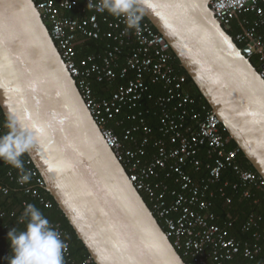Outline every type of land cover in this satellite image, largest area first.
Returning a JSON list of instances; mask_svg holds the SVG:
<instances>
[{"label":"water","instance_id":"1","mask_svg":"<svg viewBox=\"0 0 264 264\" xmlns=\"http://www.w3.org/2000/svg\"><path fill=\"white\" fill-rule=\"evenodd\" d=\"M210 0H141L264 179V78ZM0 108L43 128L27 153L96 264H186L107 144L34 0H0Z\"/></svg>","mask_w":264,"mask_h":264},{"label":"built area","instance_id":"2","mask_svg":"<svg viewBox=\"0 0 264 264\" xmlns=\"http://www.w3.org/2000/svg\"><path fill=\"white\" fill-rule=\"evenodd\" d=\"M35 3L107 144L136 189L147 196L153 214L162 220L174 247L188 260L186 264H246L239 261L240 257L247 260L260 253L259 242L264 236L256 231L252 240L238 238L231 232V221H218L212 199L217 194L226 196L227 188L250 197L253 191L264 190V179L237 161L241 149L229 148L231 136L221 119L188 90V78L176 67L177 56L170 43L145 13L141 11L138 29H128L123 17L89 8L88 0ZM209 5L224 27L230 28L234 19L241 17L242 30L233 38L248 50L249 57H257V69L264 78V0H210ZM80 36L107 39L105 54L99 60L95 56L79 58ZM129 46L131 52L122 63L120 55ZM118 76L127 78V82L111 98L95 96L94 81H113ZM152 84L162 87L156 97L149 93ZM147 95L148 100H153L147 112L152 110L159 118L158 132L148 124L142 111ZM124 107L140 110L132 116L137 123L124 130L123 139L108 122ZM4 133L0 122V135ZM22 160L31 173V180L23 185L17 182L18 170L5 163L10 181L34 200L22 203L19 216L29 203L41 211L53 208V201L43 193L46 181L33 160ZM189 168L195 173L200 174L203 169L205 172L195 177ZM232 175L237 178L235 182ZM1 190L9 193L8 188ZM226 203L231 204L232 198L226 197ZM10 214L16 216L17 212ZM7 215L8 210L0 206V217ZM49 221L68 245L65 264L94 263L92 256L76 259L70 233L60 222ZM248 225L259 226L254 216Z\"/></svg>","mask_w":264,"mask_h":264},{"label":"trees","instance_id":"3","mask_svg":"<svg viewBox=\"0 0 264 264\" xmlns=\"http://www.w3.org/2000/svg\"><path fill=\"white\" fill-rule=\"evenodd\" d=\"M37 2V0H34ZM241 17H237L234 19L231 27L228 29L230 35L235 36V33L242 30V27L239 25ZM78 53L79 58H84L87 56H95L100 59L107 50V42L108 40L101 37L99 39L94 38H84L79 37L78 39ZM239 46L242 48L243 45L238 43ZM132 47H125L123 48V53L120 55L122 63L125 61V58L130 54ZM252 63L258 67V61L256 56L250 57ZM176 67L178 70L185 74L188 78L187 88L192 93L197 100H200L201 103H204L211 108L207 100L204 98L192 78L189 76L187 71L182 67L180 60L177 58L175 62ZM127 82V78H120L119 76L113 81H94L93 87L95 96L99 99L102 98H111L113 93L122 85ZM162 89L161 84H152L150 86L149 93L152 94L153 97L159 95L160 90ZM148 94V93H147ZM153 100H148V95L144 100L146 105L145 109H142L144 116L150 126L158 132L160 127L159 118L153 114V111L147 112L149 106L153 105ZM140 108L138 107H124L120 114H117L116 117L108 122V126L113 128L115 133L119 135L121 138L124 139V130L129 128L137 123V120L133 119L132 116L135 113H138ZM0 122L2 125H5L6 117L0 108ZM122 122V123H120ZM5 131L7 132V128L4 126ZM229 135V133H227ZM237 143L231 138L229 142V148H237ZM22 159L29 158L28 153L26 152L22 157ZM237 161L244 167V169L256 172L259 174L254 166L249 162V160L245 157L244 153L240 151ZM204 166L207 162V159L203 160ZM8 166L3 162L0 161V206L4 207L8 210V215L5 217H0V264H7V260L5 259L6 256L11 255L10 249V242L7 239V232L10 228L15 227L18 231L23 230L25 227L24 223H20L19 221V214L21 205L25 200L34 201L33 199L29 198L24 190L19 187L18 184L15 182H11L8 175H7ZM188 171L193 174L195 177H199L203 175L205 169L202 172L195 173L193 169H188ZM233 182L237 180L235 176H231ZM170 183V186H174L171 181H167ZM2 187L8 188L9 193L5 194L1 190ZM44 195L50 198L53 203V208H42L44 215L51 221H58L60 222L63 227L70 233V240L72 245V253L76 259H84L90 256L88 249L86 248L83 241L77 236L74 228L70 224L68 218L63 213V211L58 206L55 199L52 195L47 191L43 190ZM144 199L146 200L147 204L150 208H152L151 203L149 202L147 196L144 193H141ZM169 197V196H168ZM226 197L232 198V203H226ZM169 199V198H168ZM214 202L213 210L216 212L218 216L219 222L224 221H231L233 223L231 227V232L241 238L243 240H252L253 234L258 231L264 236V190L253 191V195L250 197L242 196L241 192H236L230 188L226 189V196H222L217 194V196L212 199ZM19 209V210H18ZM17 212L16 216H11V212ZM254 216L256 221L258 222L259 226L255 227L253 225H248L250 217ZM162 228L165 230V226L160 218H157ZM259 244L262 247L260 253H258L252 259H243L240 257L239 261H245L246 264H264V238L260 240ZM183 257V255H182ZM185 262L188 260L183 257ZM93 264H96L95 262Z\"/></svg>","mask_w":264,"mask_h":264},{"label":"clouds","instance_id":"4","mask_svg":"<svg viewBox=\"0 0 264 264\" xmlns=\"http://www.w3.org/2000/svg\"><path fill=\"white\" fill-rule=\"evenodd\" d=\"M141 0H88L87 6L98 12L107 11L114 17H123L128 29H138L142 19ZM7 132L0 135V161L18 170L17 182L21 185L31 180L30 171L25 169L21 157L33 147L44 129L10 111L4 125ZM23 230L10 228L7 239L11 255L7 264H65L67 243L61 232L51 225L42 211L33 204H27L19 218Z\"/></svg>","mask_w":264,"mask_h":264}]
</instances>
